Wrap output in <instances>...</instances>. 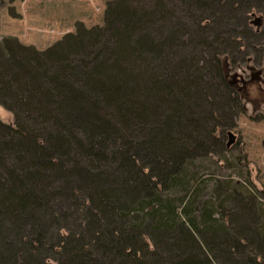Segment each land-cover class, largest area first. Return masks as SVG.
<instances>
[{
  "label": "trees",
  "instance_id": "16d2710c",
  "mask_svg": "<svg viewBox=\"0 0 264 264\" xmlns=\"http://www.w3.org/2000/svg\"><path fill=\"white\" fill-rule=\"evenodd\" d=\"M263 39L264 0H105L44 50L0 37V264H264V196L202 167Z\"/></svg>",
  "mask_w": 264,
  "mask_h": 264
},
{
  "label": "rangeland",
  "instance_id": "374dc122",
  "mask_svg": "<svg viewBox=\"0 0 264 264\" xmlns=\"http://www.w3.org/2000/svg\"><path fill=\"white\" fill-rule=\"evenodd\" d=\"M104 9L105 0H0V37H16L24 45L44 50L65 34L74 32L78 23L87 28L102 25ZM253 19L250 15L249 25L258 32ZM262 28L263 22L259 31ZM262 41L260 51L251 49L248 59L228 76L246 111L236 117L234 127L226 130L224 145L230 141L228 131L234 140L226 147L225 159L214 157L202 165L203 178L209 179L210 188L215 180H231L245 183L261 197L264 196V39ZM0 118L8 119L1 108ZM253 200L255 205L259 203L256 198ZM262 201L264 211V199ZM262 215L264 218V213Z\"/></svg>",
  "mask_w": 264,
  "mask_h": 264
},
{
  "label": "water",
  "instance_id": "95a60500",
  "mask_svg": "<svg viewBox=\"0 0 264 264\" xmlns=\"http://www.w3.org/2000/svg\"><path fill=\"white\" fill-rule=\"evenodd\" d=\"M251 17H253L254 19L252 20V23L256 25V31H259L261 25H262V16L260 15H256L255 13L251 14ZM228 138L230 139L229 142H227L226 146L228 147L230 142H232L234 140L233 138V134L231 132H227Z\"/></svg>",
  "mask_w": 264,
  "mask_h": 264
}]
</instances>
